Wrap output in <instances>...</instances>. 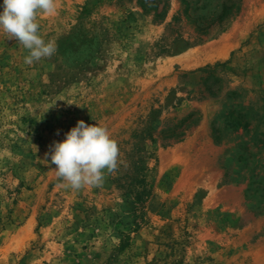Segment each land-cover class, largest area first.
Listing matches in <instances>:
<instances>
[{
    "label": "rangeland",
    "instance_id": "obj_1",
    "mask_svg": "<svg viewBox=\"0 0 264 264\" xmlns=\"http://www.w3.org/2000/svg\"><path fill=\"white\" fill-rule=\"evenodd\" d=\"M38 23L58 51L31 66L0 34V264H264V0H57ZM78 120L125 162L100 188L44 162Z\"/></svg>",
    "mask_w": 264,
    "mask_h": 264
},
{
    "label": "clouds",
    "instance_id": "obj_2",
    "mask_svg": "<svg viewBox=\"0 0 264 264\" xmlns=\"http://www.w3.org/2000/svg\"><path fill=\"white\" fill-rule=\"evenodd\" d=\"M0 8V34L27 50L26 65L50 59L57 53L58 45L40 35L38 23L39 15L56 14L57 0H3ZM120 156L118 142L106 126L78 120L63 141H53L44 162L48 164L50 157L56 178L73 190H81L102 187L106 176L118 172L125 163Z\"/></svg>",
    "mask_w": 264,
    "mask_h": 264
},
{
    "label": "trees",
    "instance_id": "obj_3",
    "mask_svg": "<svg viewBox=\"0 0 264 264\" xmlns=\"http://www.w3.org/2000/svg\"><path fill=\"white\" fill-rule=\"evenodd\" d=\"M153 11H154L155 15H159L160 14V12H157V7H154ZM130 192H134V189H130ZM142 194H143V192H141V191H139V192L136 193V195L138 196V198H141Z\"/></svg>",
    "mask_w": 264,
    "mask_h": 264
}]
</instances>
